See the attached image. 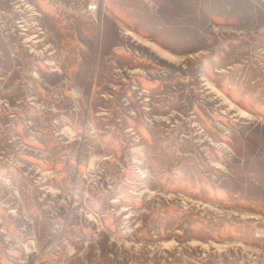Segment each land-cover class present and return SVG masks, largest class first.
Instances as JSON below:
<instances>
[{"label": "rangeland", "instance_id": "374dc122", "mask_svg": "<svg viewBox=\"0 0 264 264\" xmlns=\"http://www.w3.org/2000/svg\"><path fill=\"white\" fill-rule=\"evenodd\" d=\"M181 1L0 0V264H264L260 13Z\"/></svg>", "mask_w": 264, "mask_h": 264}, {"label": "crops", "instance_id": "0c3cea01", "mask_svg": "<svg viewBox=\"0 0 264 264\" xmlns=\"http://www.w3.org/2000/svg\"><path fill=\"white\" fill-rule=\"evenodd\" d=\"M98 2L99 8V18L102 22V25L112 24L116 28H125V27H134V29H139L146 34H143L147 39H150L157 43L158 45H168L165 43L163 37L167 35L171 36L174 34L177 37H181L180 33L183 35V39H187L186 43L189 44L190 38V28L189 26L179 27L177 23L180 22V19H176L175 15H179V11H175L173 3L165 2L166 14L164 16H159L151 13L148 9L142 6H134L131 3V0H93ZM181 1V0H179ZM246 1V18L253 21L256 17L255 14L260 13L261 21V30H262V41H264V0H245ZM142 2V1H141ZM183 9L180 11L183 14L188 15L191 12L202 11L206 12V0H193V4L189 0H182ZM175 4V3H174ZM173 22L172 20H174ZM172 21L173 24L170 27L168 25L169 21ZM188 22V20H186ZM144 24H147L146 28H143ZM176 24V30L173 33L174 25ZM171 30V33L170 31ZM129 29L126 30V33L129 34ZM132 33V31H131ZM185 37V38H184Z\"/></svg>", "mask_w": 264, "mask_h": 264}, {"label": "built area", "instance_id": "2783aa9c", "mask_svg": "<svg viewBox=\"0 0 264 264\" xmlns=\"http://www.w3.org/2000/svg\"><path fill=\"white\" fill-rule=\"evenodd\" d=\"M98 6V2H92L87 4V10L94 11Z\"/></svg>", "mask_w": 264, "mask_h": 264}]
</instances>
